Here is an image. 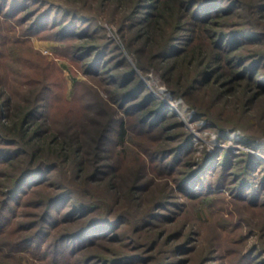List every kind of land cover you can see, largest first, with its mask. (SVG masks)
<instances>
[{
  "label": "trees",
  "instance_id": "16d2710c",
  "mask_svg": "<svg viewBox=\"0 0 264 264\" xmlns=\"http://www.w3.org/2000/svg\"><path fill=\"white\" fill-rule=\"evenodd\" d=\"M98 1L108 2L109 5L115 1L117 6L129 11L127 22L120 24L119 30L131 28V24L140 26L138 38L147 35L145 42L150 45L147 57L155 65L159 62L169 69L163 73L172 93L187 98L198 109V116L208 118L222 138H227V130H231L228 129L229 122L225 124L219 114L216 116L213 111L203 107L199 94L204 92V87L217 80L227 83L230 90L219 87V91L225 94L224 99L227 95L231 96L226 106L233 101L236 109L244 114L253 107L257 97L264 95V0H136L134 5L133 0ZM31 3L43 4L46 8L27 15L26 20L31 22L28 28L30 33L52 28L58 38L83 39L84 42L75 46L74 52L88 57L87 72L109 80L114 86L111 90L114 101L126 113L138 115L145 110L141 118L144 128L153 131L175 118L170 114L167 103L156 101L147 91L134 68L115 72L116 63L112 65L111 51L116 46L113 47L109 39L105 43L94 42L96 32L100 31V27L94 26V18L84 15L75 7H64L61 0H0V15L3 13L5 17H10L15 11H28ZM110 13L113 22L118 21L114 9H110ZM234 18L243 22L232 24ZM250 21L254 24H249ZM228 23L232 25L226 26ZM126 46L132 50V42H126ZM152 51H156L153 56ZM0 62L3 63L0 67V166L5 165L9 169L3 173L6 181L0 185L1 189H5L2 192L4 199L0 201V233L18 219L20 207L29 202L33 193L48 186L56 190L33 204L39 211L34 214L37 218L22 226V229H29L30 234L17 240V249L41 250L53 229V241L50 245L46 244L54 248L52 251L56 257L61 254L70 261L86 253L84 264H94L97 256L92 255V251L101 242L115 241L123 247L130 245L131 237L119 236V231L127 224L134 223L132 232L139 234L158 226L164 229L170 222L175 225L171 231L166 229L158 234H140L143 238L147 235L145 239L151 243L152 255H132L108 247L106 255L99 256L98 262L138 264L155 260L158 255L153 250L159 245H168L170 238H185L186 243L180 249H169L170 256L154 263L180 264L181 260L176 257L195 250L189 243L195 242L196 237L195 234H185L182 227L175 228L178 214L186 202L172 200L174 192L191 201L201 196L204 199L211 197L218 191L229 192L245 205L264 209L263 159L246 150L237 153L230 149L215 150L207 153L196 168L183 170L192 166L187 158L192 149V134L180 130L182 142L171 150L159 152L157 157L163 166L171 167L169 173H177L176 185L161 199L154 200L147 209L135 215L126 212L123 198L130 197L139 203L148 197V188L134 186L126 192L123 187L111 182L114 174H110L109 164L101 162L108 159L104 154L110 140L109 131L117 132L116 145L124 144V120L110 115V128L98 134L88 132L90 126L86 125V120L82 121L77 116L71 119L70 115H66L63 122L57 123L58 120L49 116L46 108L47 94L50 92L47 82L41 80L39 88H33L20 100L7 89L9 82L15 79H10L3 68L9 65L14 73L26 76L25 84L31 85L33 76L25 74L23 69H16L8 56H2ZM137 64L142 71L146 67L142 56L138 57ZM192 65L201 68L191 74L186 68ZM256 112L263 122L264 105ZM177 122L182 126L181 122ZM246 125L245 122L241 124L244 129ZM259 128L264 129V124ZM263 137L261 133L247 132V146L260 149ZM58 172L62 173L64 184L53 182ZM105 179H109L105 190L113 192L112 200L108 201L111 205L108 211L104 209L101 191L95 190L97 196L89 187L91 183ZM63 202L62 208L68 206V209L62 212L59 205ZM58 210H61L59 216L56 215ZM218 253L219 247L215 246L202 260L209 264L207 260L214 259ZM237 260V264H260L252 250L242 253Z\"/></svg>",
  "mask_w": 264,
  "mask_h": 264
},
{
  "label": "rangeland",
  "instance_id": "374dc122",
  "mask_svg": "<svg viewBox=\"0 0 264 264\" xmlns=\"http://www.w3.org/2000/svg\"><path fill=\"white\" fill-rule=\"evenodd\" d=\"M133 1L134 5L136 0ZM61 2L64 3V7H75L79 12L95 19L94 26L100 27V31L96 32V38L93 41L105 43L109 39L112 46H116L111 51L114 62L112 65L116 63L115 72H124L130 67L134 68L135 74L141 78L147 91L156 101L161 100L167 103L170 114L175 115V118L168 120L161 128L153 131L144 128L141 118L146 113L145 110L138 115L131 112L126 113L123 107L114 101L111 94L114 86L109 83V80L101 79L87 72L88 57H82L74 52L75 46L81 44L83 39L58 38L55 29L52 28L30 33L28 28H30L31 22L26 20L27 15L35 14L40 9L46 8V5L43 4L31 3L28 11L21 13L15 11L10 17H5L3 13L0 15V52L3 53L0 55V59L2 56H8L10 63L16 69H23L25 74L32 75L34 78L31 85L25 84L24 79L27 77L14 73L8 65L3 70L9 73L10 79L14 78L15 80L12 79L9 82L7 89L22 100L30 90L39 88V85L42 84L41 80L47 82V85L50 86L46 102L48 115L57 119V123L63 122L66 115H70L71 119L77 116L82 121L86 120V125L90 126L88 132L93 134L110 128L108 123L110 115H114L116 119L124 120L126 132L124 144L116 145L117 132L109 131L110 140L107 142V151L104 154V156H108V159L101 162L109 164L110 174H114L111 182L123 187L126 192L134 186L148 188V197L139 203L130 197L123 198V209L126 212L135 215L147 209L154 200L161 199L176 185L177 173H169L168 170L171 167L163 166L157 157L160 155L159 152L171 150L182 142L180 130L192 134V149L187 157L188 161L192 162V166L184 167L183 170L196 168L197 163L201 162L207 153L223 149H230L234 153L242 150L251 151L264 160V137L260 149L247 146V132L256 135L264 134V129L259 128L264 124V121L262 122L261 118L257 117L258 113L256 112L264 105V95L257 97L253 107L251 106L244 114L240 109H236L233 101L226 106V102H230L231 96L227 95V101H225V94L219 91V87L230 90L231 87L225 82L222 83L218 80L215 83L210 82L204 87V92L198 93L201 95V103L204 108L213 111L216 116L219 114L221 121H225V124L229 122L228 129L231 130H227V138H222L212 127L208 118L198 116V109L187 98L175 96L172 93L166 84L167 81L163 73L169 69L159 64L158 61V64L155 65L147 57L150 54V45L145 42L147 35L141 39L138 38L140 26L131 24V28H126L124 31L119 30L120 24L127 22L129 11H125L126 8L117 6L115 1L111 5L98 0H61ZM110 9H114L118 21L113 22L114 20L110 17ZM233 22L238 24L243 20L234 18L231 20L232 24ZM251 22L249 24H254ZM228 24L226 26L232 25ZM170 30H168V37ZM126 42H132V50L127 48ZM154 53L156 51H152L151 56ZM139 56L143 57L146 66L143 71L137 64ZM2 64L0 62V67ZM200 68L192 65L186 70L194 74ZM173 75H176V72H173ZM227 90L226 92H228ZM249 91L247 90V92ZM250 94L245 95L250 96ZM177 121L181 122L182 126H179ZM244 122L247 124L245 129L241 126ZM93 124H96L97 128ZM7 171L9 169L5 165L0 166V185L6 181L2 176ZM108 180L91 183L89 186L91 188L89 190L97 196L95 190L101 191L104 209L107 211L111 209L108 201L112 200L113 194L111 190H105ZM53 182L64 184L61 172L57 173ZM4 190L0 187V201L4 199L2 195ZM55 191L53 186H48L33 193L29 202L20 207L18 219L13 220L12 224L0 233V264H84L86 253L67 261L61 254L60 257H56V253L52 251L53 247H47V244L50 245L53 241V232H55L53 229L41 250L33 251L31 248L21 251L15 247L18 239L25 234H30L29 229H22V226L37 218L34 214L39 211L33 204L39 202L49 192ZM173 195L171 196L172 200L186 202L184 209L178 214V221H176L178 225L175 228L182 227L185 234H195L196 237L195 242L189 243L190 246H194L195 250L178 254L176 257L181 260L180 264H205V260L202 259L209 255L211 248L215 246L219 247V253L214 259L207 260L209 264H237L238 256L249 250L256 253L258 263L260 261V264H264V209L245 205L243 201L233 198L229 192L218 191L211 197L204 199L201 196L193 201L183 199V195L181 197L179 193L175 194L174 192ZM63 204L65 203L59 205L62 212L68 209V206L62 208ZM61 210H58L56 215L59 216ZM172 224L168 222L164 229L158 226L145 229L139 234L132 232L134 223L127 224L119 231V236L131 237L130 245L123 247L124 245L119 242L115 243V241L101 242L92 251V255L97 256L94 264H101L98 262L99 256H105L107 253L105 250L108 247L117 251L123 250L132 255L140 253L145 254L146 257L152 255L150 253L151 243L146 242L145 239L147 235L143 238L140 234H158L166 229L171 231L175 226ZM184 240L185 238L168 239V245L164 243V245H159L155 251L153 250V253L158 255L157 259L138 264H154L159 260H164L167 255L171 254L168 253L169 249L176 247L180 249L186 243ZM166 249L167 251H165Z\"/></svg>",
  "mask_w": 264,
  "mask_h": 264
}]
</instances>
